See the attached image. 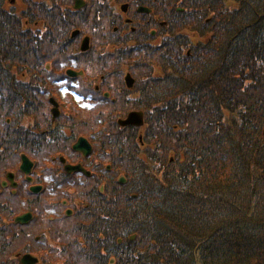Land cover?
<instances>
[{
	"label": "trees",
	"instance_id": "1",
	"mask_svg": "<svg viewBox=\"0 0 264 264\" xmlns=\"http://www.w3.org/2000/svg\"><path fill=\"white\" fill-rule=\"evenodd\" d=\"M169 1L162 43L143 72L148 92L156 86L144 100L156 108L143 130L153 150L145 160L127 151L125 160L137 196L123 203L124 236H137L124 252L142 254L126 261L264 264V0ZM73 2L0 0V78L12 63L36 70L39 47L51 45L39 40L42 28L80 26L84 13L87 27L103 32L111 2L88 0L81 10ZM155 63L164 79L153 78ZM0 90L6 96L5 81ZM116 120L107 140L127 148L138 129ZM12 199L0 194V264H18L21 248Z\"/></svg>",
	"mask_w": 264,
	"mask_h": 264
},
{
	"label": "flooded vegetation",
	"instance_id": "2",
	"mask_svg": "<svg viewBox=\"0 0 264 264\" xmlns=\"http://www.w3.org/2000/svg\"><path fill=\"white\" fill-rule=\"evenodd\" d=\"M100 1L114 11L107 23L99 21L103 32L87 27L84 13L80 26L42 28L39 40L51 45L39 47L36 70L12 63L0 78L7 84L6 96L0 90V194L16 196L18 264L24 256L36 259L29 264H129L142 255L124 238L123 203L134 194L125 160L127 151L145 160L153 147L136 140L125 148L107 134L111 117L117 123L131 112H156L144 102L156 86L148 92L143 72L162 43V11L172 2ZM160 64H153L157 80L165 78Z\"/></svg>",
	"mask_w": 264,
	"mask_h": 264
},
{
	"label": "water",
	"instance_id": "3",
	"mask_svg": "<svg viewBox=\"0 0 264 264\" xmlns=\"http://www.w3.org/2000/svg\"><path fill=\"white\" fill-rule=\"evenodd\" d=\"M15 0H12V2H14ZM81 3H83L82 0H77L75 3V7H79L81 5ZM140 10H144L143 8H140ZM143 122V118L139 117L138 115H136L135 113H131L127 118L125 119H120L119 123L121 125H128V124H140ZM17 220H20V218H17ZM27 258V259H26ZM23 263L25 264H29L32 262L31 258H28L27 256H24L22 258Z\"/></svg>",
	"mask_w": 264,
	"mask_h": 264
},
{
	"label": "rangeland",
	"instance_id": "4",
	"mask_svg": "<svg viewBox=\"0 0 264 264\" xmlns=\"http://www.w3.org/2000/svg\"><path fill=\"white\" fill-rule=\"evenodd\" d=\"M195 40H196V39H195ZM22 242H23V239L20 241L21 246H22ZM21 246H20V247H21ZM18 249H19V248H18Z\"/></svg>",
	"mask_w": 264,
	"mask_h": 264
}]
</instances>
